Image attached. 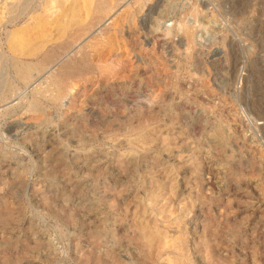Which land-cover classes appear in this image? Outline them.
Instances as JSON below:
<instances>
[{"label": "rangeland", "instance_id": "374dc122", "mask_svg": "<svg viewBox=\"0 0 264 264\" xmlns=\"http://www.w3.org/2000/svg\"><path fill=\"white\" fill-rule=\"evenodd\" d=\"M16 1L0 264H264V0L108 1L75 41L60 0Z\"/></svg>", "mask_w": 264, "mask_h": 264}, {"label": "bare ground", "instance_id": "6f19581e", "mask_svg": "<svg viewBox=\"0 0 264 264\" xmlns=\"http://www.w3.org/2000/svg\"><path fill=\"white\" fill-rule=\"evenodd\" d=\"M32 1H34V0H17L15 2V4L12 5V8H11L12 11L11 12H13V14H15L16 17L19 14L21 15L23 13V10H27L30 7V4H32ZM60 1H61V3L59 4V2H58L56 6L57 7L62 6V9H60L59 14L57 15L56 19L60 20V19L66 18V24H68L69 29L74 30L73 33H71L70 35L73 36V39L75 41V40L80 39L85 34V32L88 31L89 29L98 26L103 21V19L106 17V15L108 13H110L112 11V9H114L116 7L117 3L120 0H73V1H70L67 6H65V4L68 2V0H60ZM108 1H112V2H114L113 4H116V5H111L110 3H108ZM39 5H41V4H39ZM36 10H37V7H36ZM14 11H16V12L14 13ZM20 12H22V13H20ZM13 17H14V15H13ZM41 18L42 17H39V16L37 17L38 21L41 20L40 21L41 23L39 24V28H41L43 23H46V21H42ZM23 30L24 29L11 32V37L9 39V47L11 48V51H13L14 53H18L19 51H22L25 48V45H27L26 44L27 39H28L27 33L22 34L21 32ZM72 45L73 44H71L70 42L69 43L65 42V43H62L58 48L64 52L68 53L69 51L72 50V48H73ZM79 62L80 63H86V56H82L80 58ZM21 66L23 67V65H21ZM67 67H70V65H67ZM15 69L18 70L20 80L24 81L25 79H27L28 71H29L28 67H25L24 69H20V67L15 65ZM39 79H41V78H39ZM0 89L2 90L3 88H0ZM8 107H10V106H8Z\"/></svg>", "mask_w": 264, "mask_h": 264}]
</instances>
